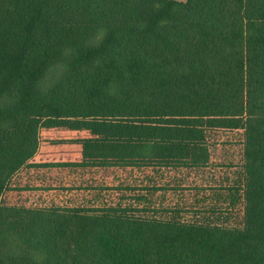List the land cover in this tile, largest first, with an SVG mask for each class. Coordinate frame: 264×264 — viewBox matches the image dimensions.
Returning a JSON list of instances; mask_svg holds the SVG:
<instances>
[{"label": "trees", "instance_id": "obj_1", "mask_svg": "<svg viewBox=\"0 0 264 264\" xmlns=\"http://www.w3.org/2000/svg\"><path fill=\"white\" fill-rule=\"evenodd\" d=\"M45 120L242 131L241 186L226 190L242 222L159 217L157 186L125 188L126 206L0 204V264H264V0H0V196ZM77 144L61 167H204L187 141Z\"/></svg>", "mask_w": 264, "mask_h": 264}, {"label": "rangeland", "instance_id": "obj_2", "mask_svg": "<svg viewBox=\"0 0 264 264\" xmlns=\"http://www.w3.org/2000/svg\"><path fill=\"white\" fill-rule=\"evenodd\" d=\"M117 137L190 142L194 164L204 167L134 171L61 167L62 164L80 161L81 148L77 144L80 140ZM242 140L240 130L142 132L83 120H45L37 130L33 153L7 180L0 204L25 208H70L121 202L126 206L130 201H121L123 190L127 194L125 188L157 186L163 190L153 195L151 209L159 212V217L171 215L190 222L203 220L239 226L243 203L238 199L231 200L226 190L241 186ZM175 210L181 214L173 213Z\"/></svg>", "mask_w": 264, "mask_h": 264}]
</instances>
